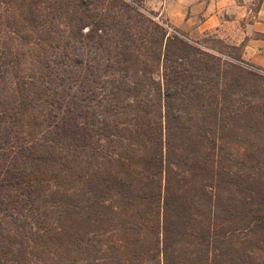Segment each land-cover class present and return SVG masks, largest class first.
Instances as JSON below:
<instances>
[{
	"label": "trees",
	"instance_id": "16d2710c",
	"mask_svg": "<svg viewBox=\"0 0 264 264\" xmlns=\"http://www.w3.org/2000/svg\"><path fill=\"white\" fill-rule=\"evenodd\" d=\"M0 264H264V76L124 0H0Z\"/></svg>",
	"mask_w": 264,
	"mask_h": 264
},
{
	"label": "crops",
	"instance_id": "0c3cea01",
	"mask_svg": "<svg viewBox=\"0 0 264 264\" xmlns=\"http://www.w3.org/2000/svg\"><path fill=\"white\" fill-rule=\"evenodd\" d=\"M253 1L164 0V18L185 34L214 32L235 45L241 43L247 35L244 52L248 55L249 47L257 43L261 45L257 51L264 53V0H259L258 8L254 10L251 8ZM241 20L244 25H241ZM255 36H259V41Z\"/></svg>",
	"mask_w": 264,
	"mask_h": 264
},
{
	"label": "rangeland",
	"instance_id": "374dc122",
	"mask_svg": "<svg viewBox=\"0 0 264 264\" xmlns=\"http://www.w3.org/2000/svg\"><path fill=\"white\" fill-rule=\"evenodd\" d=\"M133 4L144 15L151 19L153 22L161 26L167 35H177L189 42L194 43L198 47L213 54H216L223 59L233 61L241 64L245 68L252 70L264 76V53L258 52L257 49L261 45H251L248 55L244 52V43L247 41L248 36L239 44H233L231 41L222 39L214 32H207L198 35H188L180 30L174 28L164 18V0H124ZM259 6V0H254L251 8L256 9ZM177 15L175 11L172 12ZM241 25H244L241 20ZM259 33V31H257ZM261 34V33H260ZM259 41V36L254 37ZM264 39V38H263Z\"/></svg>",
	"mask_w": 264,
	"mask_h": 264
}]
</instances>
